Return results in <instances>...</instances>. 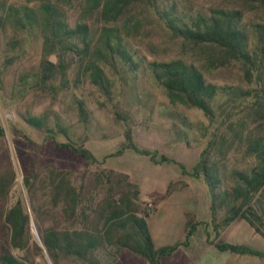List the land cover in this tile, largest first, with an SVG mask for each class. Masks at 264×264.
<instances>
[{"label": "trees", "instance_id": "16d2710c", "mask_svg": "<svg viewBox=\"0 0 264 264\" xmlns=\"http://www.w3.org/2000/svg\"><path fill=\"white\" fill-rule=\"evenodd\" d=\"M69 11L76 15L74 25L69 23ZM8 26L21 33L40 31L38 83L67 90L69 73L76 65L78 74L110 101L111 78L128 98L139 90L137 78L142 74L173 107L202 112L208 125L201 135L208 140L191 172L133 143L129 101L114 108L115 123L124 127V143L110 156L131 150L154 165L179 166L184 175L202 179L208 187L210 223L216 236L241 219L264 238V0H26L21 8L0 0V34ZM152 32L178 46L175 57L164 59L171 49L148 43L146 53L154 57L148 59L132 45V40ZM11 45L17 47L20 42ZM46 55H54L57 61L51 62ZM17 58L7 57L0 65V87L2 76ZM76 107L79 122L87 123L85 104L76 100ZM166 116L172 121L171 131L184 139L185 130L196 129L177 111ZM20 118L53 139L49 134L55 131L45 115L23 113ZM55 126L59 133H66ZM63 146L89 166L97 162L82 144ZM50 173L49 202L53 209H60L69 227L43 226L34 213L41 233L42 245H38L32 240L23 202L18 199L5 209L15 174L7 151L0 147V264H48L35 261L43 253L51 264H112L123 249L148 264H160L179 247H187L201 224L186 214L184 240L156 248L147 224L156 205L149 212L141 210L138 187L127 175L109 171L97 175L93 185L74 186L66 172ZM37 176L24 178L30 199ZM98 188L103 194L96 200ZM206 242L222 252L264 257L244 244L217 243L208 236ZM13 250L21 255H13Z\"/></svg>", "mask_w": 264, "mask_h": 264}, {"label": "rangeland", "instance_id": "374dc122", "mask_svg": "<svg viewBox=\"0 0 264 264\" xmlns=\"http://www.w3.org/2000/svg\"><path fill=\"white\" fill-rule=\"evenodd\" d=\"M9 3L21 8L26 0H9ZM75 16L73 12H68L70 25H74ZM15 40L20 42L17 47L11 45ZM148 43L171 49L164 59L175 57L178 51V46L172 45L165 36L155 32L150 36L132 40L136 49L146 54L148 59H153V56L146 53ZM14 55L18 58L2 76L0 87V127L3 130L0 147L3 145L7 151L11 169L15 174L5 209H9L18 199L23 202L30 217V232L34 242L40 245L37 240V228H40L34 213L43 226L55 224L59 229L69 227L63 220L60 209H53L49 202L50 172H66V179L72 185L78 186L81 182L93 185L97 175L112 171L127 175L128 181L137 185V204L141 210L148 202H152L154 207L159 202L156 213L147 219L156 245L170 246L184 240L186 218L183 213L189 211L192 215L186 214L193 221L201 223L196 226L195 233L189 239L191 253L205 237L207 240V236L218 243H248L256 250H264L262 240L249 241L234 230L223 234L220 231L216 236L213 224L209 228L202 224L212 219L209 208L211 195L202 179L184 175L179 166L172 163L154 165L147 157L137 155L131 150H126L120 156H110L124 143V127L115 123L114 108L120 107L123 101H129L132 105L130 129L133 143L139 148L155 151L159 156L164 155L183 165L187 172H191L208 140V137L201 135L204 127L208 125L202 112L182 106L173 107L162 90L142 74L137 78L139 90L128 98L120 92L117 81L111 78L114 88L110 101L78 74L76 65L69 73L70 88L67 90L38 83L35 74L42 53L41 34L37 29L21 33L8 26L0 34V65L7 57ZM46 58L53 63L57 61L54 55H46ZM24 75H27L25 80L22 79ZM76 100L85 104L88 112L87 123L79 122ZM172 110L181 113L196 127L185 130L186 139L170 129L172 121L167 118L166 113ZM23 113L45 115L49 126L55 131L49 134L53 139L25 124L20 118ZM56 123L66 130L65 134L57 131ZM64 144H82L94 155L97 162L87 165L72 149L65 148ZM31 174L38 175L35 189L32 190V199L24 185V178ZM90 191L93 205V188ZM102 194L101 188H98L94 193L97 195L95 199L102 198ZM171 195L172 198H167ZM217 215L219 218L221 212ZM246 225L242 220L236 223L240 229L241 226L247 228ZM12 253L15 256L21 255L16 250ZM128 253L136 260L135 264H148L144 259ZM174 258L180 259V254ZM253 259H257L258 264H264V258ZM35 261L51 264L44 253L36 257Z\"/></svg>", "mask_w": 264, "mask_h": 264}, {"label": "crops", "instance_id": "0c3cea01", "mask_svg": "<svg viewBox=\"0 0 264 264\" xmlns=\"http://www.w3.org/2000/svg\"><path fill=\"white\" fill-rule=\"evenodd\" d=\"M167 198H172V195L168 196ZM158 205H159V202L157 201L154 214L156 213ZM186 213L191 214V212L189 211H184L183 214L185 218H186L185 216ZM239 220L241 219L235 220L232 224H230V226L222 230L221 234H223L224 232L228 230H234L235 232H238V234L244 235L245 237H247L249 241L253 242L255 240H262L264 242V238H262L259 234H256L254 230L244 220L242 221H244L247 224L246 225L247 228H244L241 226V229H240L239 227H237L236 223H238ZM204 222L207 223L206 228H209L211 226V223L209 220H206ZM148 228H149V225H148ZM149 232L151 234L154 246L156 248L162 247V245L155 244L150 228H149ZM216 242L218 243V241ZM244 245H247L251 247L252 249H254L248 243ZM191 248H192L191 243H189L187 247H179L171 256L162 258L160 264H258L257 259H253V257L255 256L240 255V254H233L230 252L219 251L215 246L209 245L206 242V237L201 243L198 244L196 249L193 250V253L190 252ZM254 250H256V248ZM256 251L264 253V250H261V251L256 250ZM128 252L129 251L126 249L121 250L119 257L112 264H124V262H126L127 264H133V263L135 264L136 260L131 255H129ZM179 254H180V259H175L174 256L179 255ZM256 258H259V257H256ZM131 261H133V263H129Z\"/></svg>", "mask_w": 264, "mask_h": 264}, {"label": "built area", "instance_id": "2783aa9c", "mask_svg": "<svg viewBox=\"0 0 264 264\" xmlns=\"http://www.w3.org/2000/svg\"><path fill=\"white\" fill-rule=\"evenodd\" d=\"M153 207H154V204L152 202H148L145 208H146V211L149 212L151 209H153Z\"/></svg>", "mask_w": 264, "mask_h": 264}, {"label": "water", "instance_id": "95a60500", "mask_svg": "<svg viewBox=\"0 0 264 264\" xmlns=\"http://www.w3.org/2000/svg\"><path fill=\"white\" fill-rule=\"evenodd\" d=\"M33 222H34V220H33ZM34 224H35V222H34ZM37 240H38L39 244L42 245V243H41V234H40V230L38 228H37Z\"/></svg>", "mask_w": 264, "mask_h": 264}]
</instances>
